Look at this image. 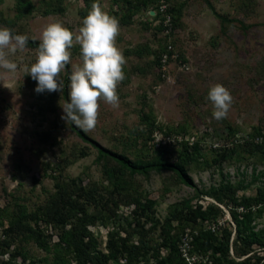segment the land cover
Segmentation results:
<instances>
[{
	"label": "rangeland",
	"instance_id": "obj_1",
	"mask_svg": "<svg viewBox=\"0 0 264 264\" xmlns=\"http://www.w3.org/2000/svg\"><path fill=\"white\" fill-rule=\"evenodd\" d=\"M31 1L37 7L34 17L16 22L17 0H3L0 3V27H13L15 31L40 41V33L49 23L61 22L70 30H76L93 5L92 0H62L60 4L66 9L63 14H45L51 10L50 0ZM116 1L121 3L122 0H97L95 3L111 16L113 11H120V3ZM206 1L169 0L170 9L184 4L181 15L177 13L179 25L170 38H166L161 30L157 32L159 22L148 10L137 15L132 26H119L116 46L126 59L123 67L125 79L117 88L119 104L112 107L101 100L98 123L94 130L86 131L101 146L128 153L132 159H153L158 149L171 147L166 157L176 161L183 150L184 140L189 145L200 143L198 163L202 166L193 165L189 171L198 191L184 185L170 171L135 176V190L132 191L135 196L158 201L155 210L158 221H164L174 205L181 207L190 202L192 209L181 217L185 224L182 235L185 242H190L194 228L218 235L223 228H229L236 234L232 211L227 206L233 204L226 198L219 202L208 194L219 189L222 181L243 182L248 186L237 194L238 198L256 197L264 190V176L253 182L254 175L264 172L261 155L251 158L242 154L239 158L235 154L232 160L221 163L223 151L234 145L229 126L238 132L239 142L251 141L256 129L264 131V0H208L219 14L239 21L229 25L227 31L222 30L220 19ZM169 42L175 46L176 53L186 57L187 63L179 64L178 59L172 61L168 75L162 81L156 75L157 69L151 70L150 67V61L155 57L145 48L154 52ZM37 48L27 45L25 51L12 56L11 59L19 65L18 71L12 77L0 76V218L4 208L10 207L13 211L15 203L30 212L44 206L56 191L55 181L49 177L52 169L46 165L57 167L61 158L66 156L78 158L65 172L67 178L78 179L84 186L101 184L106 199L113 190L104 169L107 165L115 166V163L98 162V151L82 141L70 128V123L61 119L66 101L58 100L54 104L55 112L39 110V93L35 91L37 83L23 71L25 65L34 62ZM70 51V65L73 67L80 62L79 47L74 46ZM140 51H143L142 56ZM60 78L63 82L65 70ZM216 83L224 85L233 98L227 117L221 120L213 118V107L207 99L210 87ZM142 113L153 116L155 127L141 123ZM38 132H51L54 140L49 145L42 144L37 140ZM87 149L89 156L81 157ZM205 161L212 164L211 168H203ZM127 203L120 208L115 222L98 230L103 251L107 249L110 234L120 231L125 238L127 233L123 228L131 231L137 227L132 215L136 205ZM200 205L203 207L201 211ZM214 206L219 207L221 213L204 221L202 215ZM146 220V217L141 219L143 223ZM255 223L257 230L263 229L264 214ZM151 224L148 223L146 229ZM9 225V221L0 219L1 261H7L15 247H19L29 259L44 260L41 264L53 263L54 253H47L33 242L17 241L8 254H1L4 230ZM57 236L53 237L52 243L58 240ZM131 241H138L137 234ZM161 242L159 233L149 239L145 246L149 256H155ZM181 248L183 250V246ZM163 254L167 255V252L163 250ZM258 254L264 256V249L258 250ZM184 256L189 258L185 257L186 261L197 257L196 254ZM17 262L28 264L29 260L19 257Z\"/></svg>",
	"mask_w": 264,
	"mask_h": 264
},
{
	"label": "trees",
	"instance_id": "obj_2",
	"mask_svg": "<svg viewBox=\"0 0 264 264\" xmlns=\"http://www.w3.org/2000/svg\"><path fill=\"white\" fill-rule=\"evenodd\" d=\"M2 1L0 0V3ZM50 1L51 10L45 11V14H63L65 12L66 9L60 4L62 0ZM166 1L169 2V0ZM95 2L97 0H92V4ZM158 2L160 0H122L119 4L120 11H113L111 16L119 21V26L130 27L134 24V18L137 15H141L145 10H156ZM206 2L220 19L222 30L227 31L226 28L228 29L229 25L239 22L236 19H230L228 16L219 14L210 1L207 0ZM183 6L184 4H179L178 7H171L170 9L173 15L172 35L179 25V22L177 23V13L181 15ZM16 9V22L34 17L37 11V7L31 0H17ZM120 13H122V16ZM159 18L160 15H156L154 20L158 21ZM156 28H158L157 32H164L162 23ZM9 29L13 30L14 34L25 35L20 31H15L13 27ZM25 36L28 37V46H39L40 41L28 35ZM166 38L170 37L166 36ZM167 48L168 43L161 45L154 52L148 47L145 48L147 53L155 57L154 61H150V67L151 70L152 68L155 71L157 69L156 75L162 81H165V79L162 78V73L158 69L162 65V56L167 52ZM143 51L139 52L140 56H142ZM177 54L178 61L176 59L175 62L177 61L179 64L187 63V59L182 53ZM172 61L174 60L170 59V62ZM71 70L72 67L69 64L65 69L64 87L61 92L49 93L45 91L39 93L38 105L41 112H55L54 104L58 100L68 101V78ZM0 99L2 98L0 97ZM141 115V123H146L147 127H155L153 116L144 113ZM70 128L77 133L82 141L90 144L98 151V162L115 163V166L107 165L104 169L110 186L113 188L112 191H109L110 198L106 199L104 197V187L101 184L84 186L78 179H69L65 176L68 168L78 161L77 157H62L57 167L47 164V168L52 169V174L49 177L55 181V193L48 198L44 206L39 207L34 212H30L19 203H15L13 211H10V207L4 208L0 219L9 221L10 225L9 228L4 230L5 240L2 242L4 248H2L3 253L1 254H8L11 247L15 246L18 241L21 243L33 242L47 253L53 252L52 264H190L185 260L181 248L185 244L182 237L185 224L182 223L181 217L187 210L192 209L190 202L183 204L181 207L174 205L169 211V216L164 221H158L155 218L158 201L146 197L142 198L141 195L135 196L132 191L135 190V176H149L151 172L162 173L164 171L174 173L184 185L198 191V187L189 171L193 165L202 166L198 163L199 155H201L200 143L189 145V142L184 140L182 142L183 150L176 161L166 157L169 155L171 147H164V150L158 149L153 159H132L128 153L106 149L93 141L86 131L75 127L72 123H70ZM256 130L257 133L251 138V141L239 142L238 139L240 138L237 139L238 132L235 128L229 126L234 145L223 151L224 155L221 163H223V160H232L235 154H238L239 158L242 154L244 156L248 154L251 158L261 155V161L264 164V131L263 129ZM37 140L42 144L49 145L54 139L51 132H38ZM81 154V157H88L90 153L87 149ZM204 164V169L212 166L209 161H205ZM260 176H264V172H261L258 176L254 175L253 182H257ZM247 188L248 186H245L243 182L233 184L230 181H222L219 189L208 193L219 202H223L226 198L233 204L232 207L229 203L227 206L232 211V219L236 224V234L234 235L233 230L229 228H223L220 235L203 233V229L194 228L187 253L190 255L196 254L197 257L206 258L207 260L205 259V262L196 260L193 264H264V256L258 254V250L264 249V228L257 230V223H255L264 214V190H261L256 197L248 198L244 196L238 198L237 194ZM116 196H118L117 199ZM126 202H129L127 204L136 205L132 215L137 227L132 228L131 231L123 228V232L127 233L125 238L121 236L120 231L110 234L107 249L103 251L100 249V233L98 230L115 222L120 208ZM199 209L200 211L203 209L202 205L199 206ZM220 213L221 209L214 206L207 209L202 215V219L204 221L212 220ZM145 217L147 220L146 223H143L141 219ZM151 222L153 224L149 229H146V225ZM92 228L96 231H93ZM135 233L138 236L136 242L131 241L132 236L136 235ZM158 233L162 241L158 246L161 250L156 251L155 256L151 257L148 255L149 252H146L145 246L149 243V239ZM55 235H58V240L52 243ZM163 250L167 252V255L163 254ZM12 252L10 258L7 261L0 260V264H18L17 258L19 257H23L25 261L29 260L28 264H41L44 261L29 259L24 250L19 247H15ZM245 256L248 257L242 260Z\"/></svg>",
	"mask_w": 264,
	"mask_h": 264
},
{
	"label": "clouds",
	"instance_id": "obj_3",
	"mask_svg": "<svg viewBox=\"0 0 264 264\" xmlns=\"http://www.w3.org/2000/svg\"><path fill=\"white\" fill-rule=\"evenodd\" d=\"M118 35L119 21L94 3L76 30H70L61 22L44 26L34 62L23 67L25 74L36 81L37 93L61 92L64 87L61 73L72 62L70 50L79 47L80 62L74 64L70 72L68 101L62 106L61 119L83 131L95 129L101 100L118 107L117 88L125 79L123 67L126 64L116 46ZM27 43V36L0 27V76H14L19 65L11 57L25 51ZM207 99L212 104L214 119L227 117L233 98L224 85H212Z\"/></svg>",
	"mask_w": 264,
	"mask_h": 264
},
{
	"label": "built area",
	"instance_id": "obj_4",
	"mask_svg": "<svg viewBox=\"0 0 264 264\" xmlns=\"http://www.w3.org/2000/svg\"><path fill=\"white\" fill-rule=\"evenodd\" d=\"M154 12L155 15H160V18L157 22L160 25L161 23L164 26V34L167 37H171L173 33V15L170 12L169 3L166 0H160L156 6V10H151L150 14ZM172 54V55H171ZM171 55V56H170ZM178 58V54L176 53L175 47L171 42L168 43L167 52L162 56V65H160L158 71L162 73V78L166 79L168 75V67L170 66V59L176 60ZM185 67V65L183 66ZM190 248L189 242H185L183 246L184 255H187L188 249ZM250 256V255H249ZM187 257V256H185ZM246 258L248 256H245ZM244 257V259H245ZM188 258V257H187ZM189 259V258H188ZM206 258L201 257H193L190 261V264H193L196 260H203L205 262ZM207 260V259H206Z\"/></svg>",
	"mask_w": 264,
	"mask_h": 264
},
{
	"label": "water",
	"instance_id": "obj_5",
	"mask_svg": "<svg viewBox=\"0 0 264 264\" xmlns=\"http://www.w3.org/2000/svg\"><path fill=\"white\" fill-rule=\"evenodd\" d=\"M151 14L154 15V12H152Z\"/></svg>",
	"mask_w": 264,
	"mask_h": 264
}]
</instances>
